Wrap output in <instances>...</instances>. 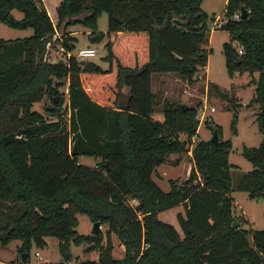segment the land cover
Wrapping results in <instances>:
<instances>
[{"label":"trees","instance_id":"16d2710c","mask_svg":"<svg viewBox=\"0 0 264 264\" xmlns=\"http://www.w3.org/2000/svg\"><path fill=\"white\" fill-rule=\"evenodd\" d=\"M200 3L59 0L53 22L43 0H0V21L32 27L29 35L0 36V55L16 57L0 69V201L23 204L18 215L7 216L0 225V241L17 238L20 259L27 253V261L30 247L44 248L45 237L53 235L66 259L70 239L89 243L86 251L98 250L97 259L76 264H264V229L232 225L231 140L220 136L218 142L193 143L199 124L196 106L183 109L168 97L160 102L151 85L155 72H175L192 82L194 72L205 66L208 50L202 44L210 26ZM241 5L249 9L247 15L232 18ZM224 7L227 19L220 27L230 33L222 43L225 64L229 74L258 71L251 78L255 95L250 100L258 104L255 120L262 134L258 146L242 147L241 154L253 168L241 175L235 188L260 200L264 0H226ZM13 8L22 16L15 17ZM101 10L108 12L107 67L72 53L48 59V41L57 29L61 34L55 38L67 52L75 40L67 26L82 22L94 28ZM174 17L182 22H173ZM89 36L96 39L99 33L92 30ZM52 76L57 84L67 81L65 106L63 96H56ZM47 93L49 118L32 109ZM235 122L233 114L232 129ZM188 151L193 165L187 178L179 185L169 180L170 189L164 191L152 179L155 168L171 154ZM82 154L99 157L100 162L93 167L82 164L77 159ZM176 204L184 207V214H177L182 234L158 217ZM78 213L106 225L105 244L100 229L77 233ZM111 232L124 246L121 258L112 255Z\"/></svg>","mask_w":264,"mask_h":264},{"label":"rangeland","instance_id":"374dc122","mask_svg":"<svg viewBox=\"0 0 264 264\" xmlns=\"http://www.w3.org/2000/svg\"><path fill=\"white\" fill-rule=\"evenodd\" d=\"M58 2L59 0H43L53 22L57 21L56 5ZM225 2L226 0H201L200 7L205 13L206 21L210 26L208 40L202 44L208 50V58L205 66L194 72V81H184L177 73L171 71L155 72L151 76V85L160 102L163 97H168L178 102L185 101L188 105L196 106V118L199 120V124L196 134L192 138L193 143L198 139H209L213 126L219 127L222 139L231 140L232 147L228 153V161L234 165L230 169L231 190L229 192L234 200L232 214L240 222V227L259 230L264 229V197L260 200L251 199L247 191L235 188L241 175L253 168L251 162L241 154L242 147L244 145L249 147L258 146L262 139V134L258 130L255 120L258 104L250 100L255 95V83L251 78L256 77L258 71L255 70L252 73L247 70L234 71L229 74L227 70L222 43L230 39V33L226 28H222L213 22L218 17L225 18V11L223 10ZM12 13L18 18L22 16V11L17 8H13ZM225 20H222V23ZM107 27L108 12L106 10H101L98 13L94 28L82 22L70 23L67 29L71 30L75 40L73 47L67 52L64 51L61 45V39L55 38V36L61 34L60 30L57 29L48 41V59L55 61L58 58H66L71 53L76 54L80 47L92 46L95 48L96 53L87 58L96 61L102 67H107L105 47ZM92 30L99 33L98 38H90L89 34ZM31 33L32 27L30 26L17 27L0 21V36L6 39H13ZM10 43L11 41L8 42V44ZM233 44L237 48L241 47L236 41ZM12 56L13 54L0 55V69L16 58ZM52 78L51 84L56 86L58 90L56 96H63V105L65 106L68 91L67 81L65 84H57V78L55 76H52ZM219 90L224 92L226 96L222 95ZM49 102L50 95L48 93L43 94L38 101L32 104V109L48 117L45 106ZM211 106H214V110H211ZM233 114H236L234 129L230 126ZM65 116L67 117V113H65ZM77 159L78 162L90 167L100 162L99 157L83 154L79 155ZM190 162L193 165L190 151L171 154L167 162L161 163L156 167L157 169L155 168L152 179L164 191H168L170 189L169 180H174L178 185L185 181L190 170L188 168ZM130 203L134 204L135 201L130 200ZM22 210V203L13 204L0 201V225L4 224L7 216H16ZM183 210V204H176L168 209L161 210L158 217L165 222L176 224L179 229L177 214L179 211L183 212ZM77 219L78 223L75 229L78 234L93 233V222L88 215L78 213ZM99 229L103 233L102 243L105 244L107 227L102 224ZM179 231L181 230L179 229ZM110 240L113 257L121 258L124 253L123 244L113 232L110 233ZM46 241L47 245L43 249L35 247V245L30 247L26 262H22L20 259L17 248L19 240L17 238H11L6 243L0 241V264H76L85 259L98 258V250L86 251V247L89 245L87 242L75 243L70 239L65 249L69 256L66 259L60 251L58 238L49 235L46 236ZM36 251L39 252L42 259L38 258V255L35 254Z\"/></svg>","mask_w":264,"mask_h":264},{"label":"water","instance_id":"95a60500","mask_svg":"<svg viewBox=\"0 0 264 264\" xmlns=\"http://www.w3.org/2000/svg\"><path fill=\"white\" fill-rule=\"evenodd\" d=\"M240 11H241V13H240L241 17L247 15V11H246V8H245L244 5L240 6ZM172 20H173V22H176V23H181L182 22V20L177 18V17L172 18ZM60 59H62V58H60ZM180 104L183 107V109H186V107L188 106V104L185 101H181ZM219 139H220V134H219L218 128L214 127L213 130H212V134H211L209 140L212 141V142H218ZM232 225L234 227H239L240 226V222L237 221L235 216H232ZM99 228H100L99 221H94L93 222V228H92L93 232L94 233H98ZM26 258H27V253H22L21 254V261L25 262ZM246 264H248V263H246Z\"/></svg>","mask_w":264,"mask_h":264},{"label":"built area","instance_id":"2783aa9c","mask_svg":"<svg viewBox=\"0 0 264 264\" xmlns=\"http://www.w3.org/2000/svg\"><path fill=\"white\" fill-rule=\"evenodd\" d=\"M223 10L225 11V18L222 19L220 17L216 18L213 22L220 26L221 23H222V20H225L227 19V14H226V8L223 7ZM246 11H249V9L246 8ZM241 11H240V8L239 9H236L234 10V12L231 14V17L232 18H239L241 17L240 15ZM219 19V20H218ZM222 19V20H221ZM238 51L241 52L242 51V48L241 47H238ZM96 53V50L94 47L92 46H83V47H80L76 53V55H78L79 57L81 58H87L88 56H91V55H94ZM211 110H214V106H211ZM36 255H38V258L39 259H42L41 255L39 254V252L36 251L35 253Z\"/></svg>","mask_w":264,"mask_h":264},{"label":"crops","instance_id":"0c3cea01","mask_svg":"<svg viewBox=\"0 0 264 264\" xmlns=\"http://www.w3.org/2000/svg\"><path fill=\"white\" fill-rule=\"evenodd\" d=\"M45 5V4H44ZM46 7V6H45ZM48 13H49V10H48ZM50 15V14H49ZM50 17H51V15H50ZM52 19V18H51ZM53 20V19H52ZM192 167V162H190L189 163V169ZM157 169V168H156ZM184 208V207H183ZM179 213H182V214H184V210H183V212H180L179 211ZM158 214H159V212H158ZM162 220V219H161ZM171 224H173V226L177 229V231L180 233V234H182V232L181 231H179V229H178V227L176 226V224H174V223H171ZM179 224V223H178ZM180 227V226H179ZM181 230V229H180ZM45 239H46V237H45ZM43 249V248H42ZM47 260V259H46Z\"/></svg>","mask_w":264,"mask_h":264}]
</instances>
